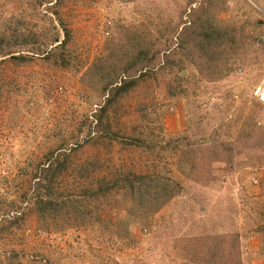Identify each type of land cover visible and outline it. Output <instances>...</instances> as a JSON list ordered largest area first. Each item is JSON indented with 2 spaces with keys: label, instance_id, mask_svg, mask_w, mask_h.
I'll return each instance as SVG.
<instances>
[{
  "label": "rangeland",
  "instance_id": "1",
  "mask_svg": "<svg viewBox=\"0 0 264 264\" xmlns=\"http://www.w3.org/2000/svg\"><path fill=\"white\" fill-rule=\"evenodd\" d=\"M1 38L27 60L0 51V264H264V0H0ZM145 57L97 129L110 78ZM64 154L70 200L100 176L160 179L79 202L101 223L43 228L38 182Z\"/></svg>",
  "mask_w": 264,
  "mask_h": 264
},
{
  "label": "trees",
  "instance_id": "2",
  "mask_svg": "<svg viewBox=\"0 0 264 264\" xmlns=\"http://www.w3.org/2000/svg\"><path fill=\"white\" fill-rule=\"evenodd\" d=\"M70 38L69 31H65V39L62 41L61 36L59 33L55 34V37L53 39V43L56 45L57 50H62V53L60 57H64L65 53L63 52L66 48V45L68 44V40ZM16 40H20V35L16 37ZM5 39L1 38L0 39V45L5 43ZM34 44L36 41L34 40ZM13 46V45H12ZM2 47V46H1ZM1 53L6 54V57H10V59L14 61H23L25 62L27 58L25 56H15V52H8L5 51V48H1ZM47 56H49V59H53V53L49 55L48 53ZM148 53L146 52V55ZM46 56V57H47ZM143 59V58H142ZM140 59L139 61H136L134 63L129 64L125 70H123L124 75H128L130 71L133 68L137 69V66H141L140 70L138 71L139 76L131 78L130 76L124 79H120L117 77H111L109 83L107 84L108 87L111 88L110 95L105 103L104 106L101 107L100 111L98 113H94V116H92L93 121L96 122V128L100 129V127L103 126V120L105 118V115H107L110 112V109L114 104L117 103L119 98L128 96L131 93V90L135 89L140 85L141 82H143V79L146 77V74L148 73V70L146 68V64L142 65L139 63L146 62L148 59L146 57L142 60ZM65 61V60H63ZM146 71V72H145ZM105 90H108L107 87H105ZM92 122L91 124H93ZM107 132V129H104ZM91 132V130H90ZM146 141V140H144ZM155 141L156 138H155ZM146 145V147L149 148V145L151 144L153 147L155 143L152 141L143 143ZM159 145V144H157ZM64 160V161H63ZM63 160H57V167L55 169L53 168H47L43 170V174L41 176V181L38 182V190L43 189V195L41 199L38 202V208L39 212L43 216L41 221V226L43 228L49 227V217L47 216L48 214L53 215V217L59 221L63 219H69L71 217V213L73 215V219H75V216H79L84 214L85 216H82L81 218L83 223L88 224L89 222L91 224L95 223H101V215L100 213L96 210L90 207V210L88 206L83 205L80 203H86L89 201H94L98 199H105L109 198L107 201L110 202L112 199V195H124L128 198L135 199L136 195H140L143 197L151 196L152 195V185L151 184H156L158 183L156 180H159L160 178L158 177H153L148 174L141 175V174H133V173H128L125 175H122L123 177H118L115 179H110L106 176H100V179H94V177H90L91 173L94 172L96 169L99 168V161H93V162H88L82 165L77 166L74 168L75 173L79 174L76 176L85 178V179H91L95 180L96 184L93 185L92 187L89 188V191L91 193H86L87 195H83L79 198H76L75 200H70V198H65L64 190L61 188V186L57 183L56 179V170L59 169V173H62L63 171L67 170L72 164L69 160V155L64 154V159ZM62 161L64 162L63 164ZM91 172V173H90ZM63 179H61L62 181ZM67 182H65L66 184ZM64 184V185H65ZM117 188V189H116ZM122 190L124 192H122ZM119 193V194H118ZM111 195V196H110ZM45 196V198H43ZM80 199V200H79ZM125 200V198H124ZM78 201V203H77ZM80 202V203H79ZM161 207L156 208L155 211L160 209ZM99 209V208H98ZM56 222V221H55ZM136 223V222H131V224ZM130 224V225H131ZM138 225V223H136ZM74 226L76 224H73ZM134 225H132L131 231H133L135 228ZM107 228L106 226H102V229ZM110 233L114 234L113 231H110ZM119 237V234L117 235Z\"/></svg>",
  "mask_w": 264,
  "mask_h": 264
},
{
  "label": "built area",
  "instance_id": "3",
  "mask_svg": "<svg viewBox=\"0 0 264 264\" xmlns=\"http://www.w3.org/2000/svg\"><path fill=\"white\" fill-rule=\"evenodd\" d=\"M255 96L262 102H264V85H260L255 90Z\"/></svg>",
  "mask_w": 264,
  "mask_h": 264
}]
</instances>
